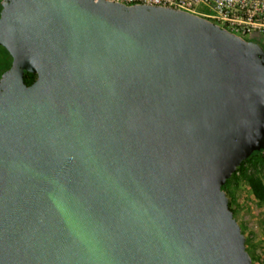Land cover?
I'll list each match as a JSON object with an SVG mask.
<instances>
[{
  "label": "water",
  "instance_id": "95a60500",
  "mask_svg": "<svg viewBox=\"0 0 264 264\" xmlns=\"http://www.w3.org/2000/svg\"><path fill=\"white\" fill-rule=\"evenodd\" d=\"M0 45V264H252L222 187L264 149L262 43L167 7L3 0Z\"/></svg>",
  "mask_w": 264,
  "mask_h": 264
},
{
  "label": "built area",
  "instance_id": "2783aa9c",
  "mask_svg": "<svg viewBox=\"0 0 264 264\" xmlns=\"http://www.w3.org/2000/svg\"><path fill=\"white\" fill-rule=\"evenodd\" d=\"M3 0H0V3ZM127 6L149 5L190 12L251 40L264 38V0H106ZM264 155V149L262 150Z\"/></svg>",
  "mask_w": 264,
  "mask_h": 264
},
{
  "label": "rangeland",
  "instance_id": "374dc122",
  "mask_svg": "<svg viewBox=\"0 0 264 264\" xmlns=\"http://www.w3.org/2000/svg\"><path fill=\"white\" fill-rule=\"evenodd\" d=\"M261 42L264 45V38ZM238 168L230 179L234 190L231 208L245 238L250 240L252 264H264V201L254 191L255 185L264 190V162L247 161Z\"/></svg>",
  "mask_w": 264,
  "mask_h": 264
},
{
  "label": "trees",
  "instance_id": "16d2710c",
  "mask_svg": "<svg viewBox=\"0 0 264 264\" xmlns=\"http://www.w3.org/2000/svg\"><path fill=\"white\" fill-rule=\"evenodd\" d=\"M262 38L263 37H255L251 40H256L260 43H262ZM261 39V40H260ZM12 61V57L10 55V53L3 47L0 45V73L5 70L11 63ZM37 79V74H33V73H26L24 76V82L27 85H32ZM256 161V162H264V155L262 154V151H256L253 153V155L251 157H249L247 160L243 161L241 166L247 162V161ZM239 170V168L236 170V172ZM235 172V173H236ZM234 173V174H235ZM233 174V175H234ZM232 175V176H233ZM231 179V178H230ZM230 179L227 180L226 184L222 187V189L227 193V196L229 198V207L231 209V211L233 212V215L235 217V212L234 210L231 208V202H232V198H233V194H234V190L230 185ZM254 191L256 193V196L261 200L264 201V190L258 188L257 185H255L254 187ZM246 249L249 253V244H250V240L248 238H246Z\"/></svg>",
  "mask_w": 264,
  "mask_h": 264
}]
</instances>
